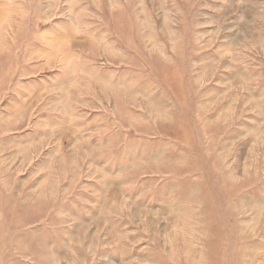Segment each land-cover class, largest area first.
Masks as SVG:
<instances>
[{
  "label": "rangeland",
  "instance_id": "rangeland-1",
  "mask_svg": "<svg viewBox=\"0 0 264 264\" xmlns=\"http://www.w3.org/2000/svg\"><path fill=\"white\" fill-rule=\"evenodd\" d=\"M0 264H264V0H0Z\"/></svg>",
  "mask_w": 264,
  "mask_h": 264
}]
</instances>
